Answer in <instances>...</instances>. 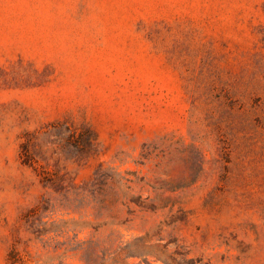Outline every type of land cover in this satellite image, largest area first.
<instances>
[{
    "label": "rangeland",
    "instance_id": "obj_1",
    "mask_svg": "<svg viewBox=\"0 0 264 264\" xmlns=\"http://www.w3.org/2000/svg\"><path fill=\"white\" fill-rule=\"evenodd\" d=\"M0 264H264V0H0Z\"/></svg>",
    "mask_w": 264,
    "mask_h": 264
},
{
    "label": "trees",
    "instance_id": "obj_2",
    "mask_svg": "<svg viewBox=\"0 0 264 264\" xmlns=\"http://www.w3.org/2000/svg\"><path fill=\"white\" fill-rule=\"evenodd\" d=\"M69 132L71 133L72 137L76 140L81 139L83 142L87 143H93L96 140V137L90 129H82V132L77 129H69ZM27 147L25 148L24 156L27 158L29 155Z\"/></svg>",
    "mask_w": 264,
    "mask_h": 264
}]
</instances>
